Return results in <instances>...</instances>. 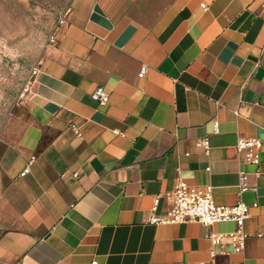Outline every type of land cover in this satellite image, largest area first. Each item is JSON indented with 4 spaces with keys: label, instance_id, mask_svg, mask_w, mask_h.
I'll use <instances>...</instances> for the list:
<instances>
[{
    "label": "crops",
    "instance_id": "0c3cea01",
    "mask_svg": "<svg viewBox=\"0 0 264 264\" xmlns=\"http://www.w3.org/2000/svg\"><path fill=\"white\" fill-rule=\"evenodd\" d=\"M30 115L0 156V264H264V148L258 165L236 150L264 145V0H74ZM179 182L257 205L243 253L205 238L233 223H149Z\"/></svg>",
    "mask_w": 264,
    "mask_h": 264
},
{
    "label": "rangeland",
    "instance_id": "374dc122",
    "mask_svg": "<svg viewBox=\"0 0 264 264\" xmlns=\"http://www.w3.org/2000/svg\"><path fill=\"white\" fill-rule=\"evenodd\" d=\"M74 0H0V156L20 144L49 39Z\"/></svg>",
    "mask_w": 264,
    "mask_h": 264
},
{
    "label": "built area",
    "instance_id": "2783aa9c",
    "mask_svg": "<svg viewBox=\"0 0 264 264\" xmlns=\"http://www.w3.org/2000/svg\"><path fill=\"white\" fill-rule=\"evenodd\" d=\"M202 7L205 8V5H202ZM66 22L67 18L65 15L60 19L58 27L50 36L49 43L51 45L56 42L57 30ZM145 72L146 69L143 68L139 77L142 78ZM92 99L97 101L100 106H105L109 103L110 97L104 88L99 87L92 93ZM115 133L118 134V132ZM76 134L80 135L79 131H76ZM202 148L205 153L209 152L208 139L203 140ZM263 148V142L255 138H240L236 145L238 154L242 155L246 163L252 165L259 164V154ZM28 172L29 168H26L24 174ZM248 189L247 174L242 171L239 175V195H243ZM256 207V204L249 206L241 200L233 206H219L216 204L212 186L199 188L188 185L185 182H179L172 194L171 206L165 213H158L159 197L155 199L149 223L154 226L199 223L206 228L222 223H233L236 226L234 231L229 233L208 231L205 238L213 247L229 244L233 248V254H241L245 251L247 240L250 237L245 230L246 222L250 218L249 211L251 208ZM258 237H261V235L259 234ZM210 255L211 264H218L216 252L212 250ZM92 264H98V262L94 261Z\"/></svg>",
    "mask_w": 264,
    "mask_h": 264
}]
</instances>
